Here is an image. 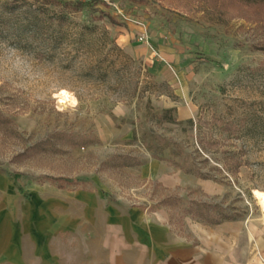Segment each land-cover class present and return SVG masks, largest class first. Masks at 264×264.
Segmentation results:
<instances>
[{
    "label": "rangeland",
    "instance_id": "rangeland-1",
    "mask_svg": "<svg viewBox=\"0 0 264 264\" xmlns=\"http://www.w3.org/2000/svg\"><path fill=\"white\" fill-rule=\"evenodd\" d=\"M55 1L0 0V264H264V0Z\"/></svg>",
    "mask_w": 264,
    "mask_h": 264
},
{
    "label": "crops",
    "instance_id": "crops-1",
    "mask_svg": "<svg viewBox=\"0 0 264 264\" xmlns=\"http://www.w3.org/2000/svg\"><path fill=\"white\" fill-rule=\"evenodd\" d=\"M152 237V236H151ZM157 240H155L156 242ZM161 245H165L161 242ZM189 253H192L190 255H193L191 258H189L190 256L188 255ZM175 258L178 259V264H199V254L197 252H178L172 259L176 260ZM177 261V260H176ZM151 262V256L148 255L144 258H140L137 261V264H149ZM171 263H174L173 261H171ZM204 264H220L218 259H215V257H210V261L208 260L206 263Z\"/></svg>",
    "mask_w": 264,
    "mask_h": 264
},
{
    "label": "trees",
    "instance_id": "trees-1",
    "mask_svg": "<svg viewBox=\"0 0 264 264\" xmlns=\"http://www.w3.org/2000/svg\"><path fill=\"white\" fill-rule=\"evenodd\" d=\"M44 4L47 3H58L63 8L69 9L71 11H81L85 7H92L94 2L80 3V2H56L55 0H41ZM242 3H246L247 5L257 4L263 0H240Z\"/></svg>",
    "mask_w": 264,
    "mask_h": 264
}]
</instances>
